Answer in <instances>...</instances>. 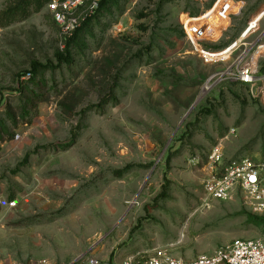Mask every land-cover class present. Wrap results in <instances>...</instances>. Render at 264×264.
Wrapping results in <instances>:
<instances>
[{
	"label": "rangeland",
	"instance_id": "obj_1",
	"mask_svg": "<svg viewBox=\"0 0 264 264\" xmlns=\"http://www.w3.org/2000/svg\"><path fill=\"white\" fill-rule=\"evenodd\" d=\"M234 1L108 0L68 55L47 0H0V264L264 239L240 199L203 201L214 148L264 163V98L238 79L254 54L264 76V0Z\"/></svg>",
	"mask_w": 264,
	"mask_h": 264
},
{
	"label": "built area",
	"instance_id": "obj_2",
	"mask_svg": "<svg viewBox=\"0 0 264 264\" xmlns=\"http://www.w3.org/2000/svg\"><path fill=\"white\" fill-rule=\"evenodd\" d=\"M102 0H48L47 7L61 31L64 40L71 39L90 18L99 11ZM220 3L217 0L213 9ZM221 7L226 6L223 2ZM190 20V19H189ZM184 32L193 43L205 41V30H187ZM207 41V40H206ZM254 59V60H253ZM255 54L252 63L238 67V79L247 86L253 98H264V76L258 77ZM255 62V63H254ZM223 162V150L216 147L209 157L210 173L203 186L204 204L212 208L213 202H231L240 199L242 205L252 214L264 215V163H256L249 158ZM27 264H48L42 260H33ZM82 264H101L94 258ZM120 264H264V239L235 240L220 247L211 256H200L193 260H184L172 254L171 247L156 248L151 252L136 254L125 258Z\"/></svg>",
	"mask_w": 264,
	"mask_h": 264
},
{
	"label": "trees",
	"instance_id": "obj_3",
	"mask_svg": "<svg viewBox=\"0 0 264 264\" xmlns=\"http://www.w3.org/2000/svg\"><path fill=\"white\" fill-rule=\"evenodd\" d=\"M48 3V0H47ZM108 4V0H102L101 4H100V9L104 8L106 5ZM84 25V24H83ZM84 28V26L82 27ZM82 28H80L75 35L68 40L67 44H66V53L69 55V50H70V46L72 45V43L78 38L80 32L82 31ZM236 40V38H233L231 41L234 42ZM223 48H226L227 46L225 44L222 45ZM57 61L59 63H70V57L68 58L67 56H65L63 53H57L56 55ZM46 67V66H45Z\"/></svg>",
	"mask_w": 264,
	"mask_h": 264
},
{
	"label": "crops",
	"instance_id": "obj_4",
	"mask_svg": "<svg viewBox=\"0 0 264 264\" xmlns=\"http://www.w3.org/2000/svg\"><path fill=\"white\" fill-rule=\"evenodd\" d=\"M235 2V1H234ZM235 3H240L241 4V7H240V9H239V12L238 13H240L241 11H242V9L244 8V4H245V2H244V0H236V2ZM232 40V39H231ZM231 40H227V42L225 43V45L226 46H230V44H232V41Z\"/></svg>",
	"mask_w": 264,
	"mask_h": 264
},
{
	"label": "bare ground",
	"instance_id": "obj_5",
	"mask_svg": "<svg viewBox=\"0 0 264 264\" xmlns=\"http://www.w3.org/2000/svg\"><path fill=\"white\" fill-rule=\"evenodd\" d=\"M209 89H210V86H206V88L203 91V95H205L208 92Z\"/></svg>",
	"mask_w": 264,
	"mask_h": 264
},
{
	"label": "water",
	"instance_id": "obj_6",
	"mask_svg": "<svg viewBox=\"0 0 264 264\" xmlns=\"http://www.w3.org/2000/svg\"><path fill=\"white\" fill-rule=\"evenodd\" d=\"M198 103H199V101L196 103V105H197ZM196 105H195V106H196ZM195 106H194V107H195ZM194 107H193V108H194ZM191 111H192V110H191ZM191 111H190V112H191Z\"/></svg>",
	"mask_w": 264,
	"mask_h": 264
}]
</instances>
